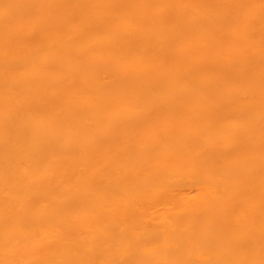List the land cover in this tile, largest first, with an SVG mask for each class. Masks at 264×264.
<instances>
[{
	"label": "bare ground",
	"instance_id": "1",
	"mask_svg": "<svg viewBox=\"0 0 264 264\" xmlns=\"http://www.w3.org/2000/svg\"><path fill=\"white\" fill-rule=\"evenodd\" d=\"M0 264H264V0H0Z\"/></svg>",
	"mask_w": 264,
	"mask_h": 264
}]
</instances>
